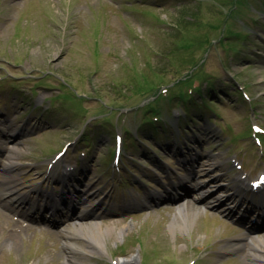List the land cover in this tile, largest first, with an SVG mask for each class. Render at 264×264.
Instances as JSON below:
<instances>
[{
  "label": "rangeland",
  "instance_id": "obj_1",
  "mask_svg": "<svg viewBox=\"0 0 264 264\" xmlns=\"http://www.w3.org/2000/svg\"><path fill=\"white\" fill-rule=\"evenodd\" d=\"M191 73L215 96L202 103L192 89L187 118L178 98L158 105L161 86L178 95ZM156 110L162 123L135 131ZM252 124L264 129V0H0V190L12 176L15 194L41 202L38 191H57L73 208L33 214L0 200V264H256L250 243L233 250L244 234L264 236L258 216L250 232L249 180L264 171ZM65 166L76 170L63 176ZM207 191L191 225L173 231L179 207ZM90 221L114 231L102 252H72L64 229Z\"/></svg>",
  "mask_w": 264,
  "mask_h": 264
},
{
  "label": "bare ground",
  "instance_id": "obj_2",
  "mask_svg": "<svg viewBox=\"0 0 264 264\" xmlns=\"http://www.w3.org/2000/svg\"><path fill=\"white\" fill-rule=\"evenodd\" d=\"M15 165V161L11 158L6 163V167L9 170H11ZM188 171L192 172L190 168H188ZM193 179H187V181H191ZM215 180H211L210 182H214ZM235 181V180H234ZM15 182V178L12 176L4 177V181L2 182V188L0 190V200H3L4 198H14L16 201L20 202V205L28 204L29 210H40L41 206L37 208L38 205H31L30 204V196L25 194H19L15 196L16 190L13 189V184ZM242 183V181H239ZM183 181H178L175 186L179 188L188 189L185 186H183ZM240 186L241 184L236 183L234 185L235 188L237 186ZM201 189V187L199 188ZM35 190V189H34ZM74 191L75 188H74ZM201 191V190H200ZM34 192V191H33ZM36 193V190L35 192ZM191 193V190H187V195ZM25 195V196H24ZM206 195H209L207 192H200L198 194V197L195 198L194 204L189 203L187 206L182 205L178 209V214L176 216V220L174 224L172 225V230H185L191 225L192 221L199 215V213L202 212L197 206V203L201 201V199H204ZM235 195V194H234ZM186 196V195H185ZM227 197V196H226ZM234 197V196H233ZM182 197H180L181 199ZM64 198H62L63 201ZM216 201L220 202V199L218 198ZM105 205V204H104ZM93 206V203L90 205ZM9 209V208H8ZM56 209H54V212ZM0 214H3V210L0 209ZM16 226H21V224H17L13 222ZM125 228L120 230V234L124 233ZM63 236L68 240L67 245L70 248L72 252H102L104 248V239L106 236H109L114 229L107 227L106 229H103V225H101L97 221H90L88 223H77L76 225L68 226L64 229ZM238 241L240 243L236 244L233 248L234 251H241L243 249L242 245H246V243H250L251 250L250 254L248 255V258L250 260H255L256 264H264V236L263 237H252L250 234H244L240 237H238ZM251 260V262H252ZM137 259L135 257L130 258L128 260H124L119 262V264H136Z\"/></svg>",
  "mask_w": 264,
  "mask_h": 264
},
{
  "label": "snow or ice",
  "instance_id": "obj_3",
  "mask_svg": "<svg viewBox=\"0 0 264 264\" xmlns=\"http://www.w3.org/2000/svg\"><path fill=\"white\" fill-rule=\"evenodd\" d=\"M258 183H264V177H261V180Z\"/></svg>",
  "mask_w": 264,
  "mask_h": 264
}]
</instances>
